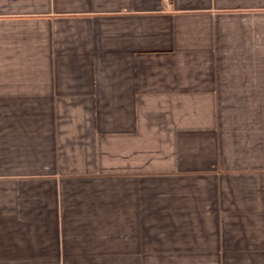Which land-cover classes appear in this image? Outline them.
Instances as JSON below:
<instances>
[{"label": "crops", "instance_id": "1", "mask_svg": "<svg viewBox=\"0 0 264 264\" xmlns=\"http://www.w3.org/2000/svg\"><path fill=\"white\" fill-rule=\"evenodd\" d=\"M0 264H264V0H0Z\"/></svg>", "mask_w": 264, "mask_h": 264}, {"label": "built area", "instance_id": "2", "mask_svg": "<svg viewBox=\"0 0 264 264\" xmlns=\"http://www.w3.org/2000/svg\"><path fill=\"white\" fill-rule=\"evenodd\" d=\"M164 1H166V2H167L168 0H164Z\"/></svg>", "mask_w": 264, "mask_h": 264}]
</instances>
